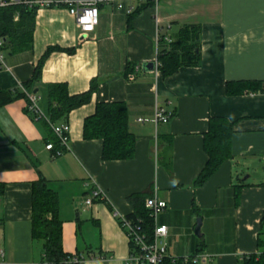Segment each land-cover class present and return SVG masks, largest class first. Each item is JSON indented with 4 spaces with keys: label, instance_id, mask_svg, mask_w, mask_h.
I'll list each match as a JSON object with an SVG mask.
<instances>
[{
    "label": "crops",
    "instance_id": "crops-1",
    "mask_svg": "<svg viewBox=\"0 0 264 264\" xmlns=\"http://www.w3.org/2000/svg\"><path fill=\"white\" fill-rule=\"evenodd\" d=\"M182 26L200 29L199 64L165 77L157 67L144 69L164 47L158 38ZM48 47L60 50L46 58L31 92L42 115L28 110L26 98L0 107V264L41 262L42 242L31 237V184L39 177L58 197L63 251L97 257L84 264H125L133 249L114 212L131 214L136 196L166 202L157 223L167 227L171 258L202 254L208 259L197 263L237 264L264 252V85L263 92H225L227 82L264 83V0H115L98 5V22L86 34L67 10L39 8L32 48H4L0 92L29 81ZM93 79L89 102L55 123L69 124V149L53 157L45 149L52 137L46 85L63 82L76 95ZM98 102L126 105L131 158L103 161L101 140L83 139V121ZM155 104L172 113L156 127ZM217 117L232 123L231 158L196 186L207 160L204 134ZM91 188L106 199L87 205Z\"/></svg>",
    "mask_w": 264,
    "mask_h": 264
},
{
    "label": "trees",
    "instance_id": "trees-1",
    "mask_svg": "<svg viewBox=\"0 0 264 264\" xmlns=\"http://www.w3.org/2000/svg\"><path fill=\"white\" fill-rule=\"evenodd\" d=\"M152 4V0H145ZM142 7H137L129 14L131 20ZM36 8L14 4L0 8V38L4 41V48L10 53L27 51L32 48L33 30L35 26ZM17 14V18L15 15ZM160 36L158 43L164 47L156 51L157 69L161 76H169L179 68L197 66L200 62L199 39L200 29L197 26H182L174 37H168L169 42ZM57 47H48L37 62L32 78L13 90L0 92V107L18 98L29 99L26 93H31L40 82L41 70L46 58ZM74 49L64 50L72 53ZM263 82H227L225 92L229 95L243 91L263 92ZM96 91V81L90 82L89 89L81 94H69L67 85L54 82L46 85V110L49 122L52 124L63 122L75 108L89 102ZM29 110V109H28ZM29 112V111H28ZM33 113V112H32ZM34 115V113H33ZM50 142L54 148L59 143L50 129ZM232 123L225 118H210L208 130L204 134L203 149L207 155L204 167L194 180V185L203 184L227 159L231 158L230 138ZM83 139H99L102 142L101 159L126 160L133 156L135 138L128 128V113L124 102H98L94 113L83 121ZM137 206L134 211L126 215L128 218H140L144 229L152 235L153 222L148 211L144 208V200L136 196ZM59 204L57 194L51 190L43 177H39L31 184V237L42 242V257L40 264H67L69 254L61 246V220L58 216ZM195 255V254H193ZM161 264H190L181 258L172 261L165 258ZM237 264H264V252L249 254L241 258Z\"/></svg>",
    "mask_w": 264,
    "mask_h": 264
},
{
    "label": "built area",
    "instance_id": "built-area-1",
    "mask_svg": "<svg viewBox=\"0 0 264 264\" xmlns=\"http://www.w3.org/2000/svg\"><path fill=\"white\" fill-rule=\"evenodd\" d=\"M115 0H0V8L9 5L20 4L29 8H63L68 11L75 19L77 26L83 34L91 32L98 22V5L101 3H110ZM160 0H152L156 5ZM17 18V14L15 15ZM169 42V38H164ZM158 62L155 59V67ZM6 68L4 62V41L0 38V69ZM21 87V86H20ZM29 104V111L37 116L42 113L37 106V96L33 93H26ZM172 113L163 107L155 104L153 110L152 121L156 127L159 123L167 122ZM52 131L56 136L59 143L58 148H54L51 142L45 144V149L52 153L53 157L60 156L64 151L69 149V131L70 127L67 122L61 124H52ZM90 197L85 200L87 205H90L94 199H106L105 192L100 189L91 188ZM165 201L157 199L154 196L148 197L144 200V208L148 211L149 217L153 222L152 235L147 233L144 229L142 220L140 218L132 219L127 216L117 214L114 215L118 218L120 226L124 229L126 237L131 245L133 251L129 253L125 260V264H161L167 258V244L165 237L167 234V227L157 223V216L166 208ZM94 260L97 257H85L81 254H69L66 260L67 264H84L87 260ZM208 259L207 255L195 254L188 257L181 258L184 263L195 264L198 261L205 262ZM106 262V258H101ZM172 261L177 258H171ZM49 264V263H43Z\"/></svg>",
    "mask_w": 264,
    "mask_h": 264
},
{
    "label": "water",
    "instance_id": "water-1",
    "mask_svg": "<svg viewBox=\"0 0 264 264\" xmlns=\"http://www.w3.org/2000/svg\"><path fill=\"white\" fill-rule=\"evenodd\" d=\"M154 67H155L154 62H147V63L143 64V68L147 69V70H153ZM34 93H36V91H34ZM200 223H201L200 218H197L196 226L194 229V232L197 236H200Z\"/></svg>",
    "mask_w": 264,
    "mask_h": 264
},
{
    "label": "rangeland",
    "instance_id": "rangeland-1",
    "mask_svg": "<svg viewBox=\"0 0 264 264\" xmlns=\"http://www.w3.org/2000/svg\"><path fill=\"white\" fill-rule=\"evenodd\" d=\"M239 176L241 177V179H244V177L246 176V174H244V175L243 174H240ZM252 179H253V177L252 178H247L246 181L251 182ZM195 264H201V263H195Z\"/></svg>",
    "mask_w": 264,
    "mask_h": 264
}]
</instances>
